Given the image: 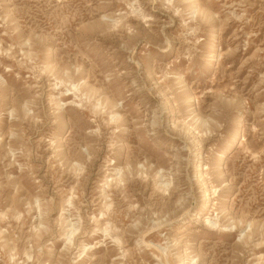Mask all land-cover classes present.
<instances>
[{
	"label": "rangeland",
	"instance_id": "1",
	"mask_svg": "<svg viewBox=\"0 0 264 264\" xmlns=\"http://www.w3.org/2000/svg\"><path fill=\"white\" fill-rule=\"evenodd\" d=\"M0 264H264V0H0Z\"/></svg>",
	"mask_w": 264,
	"mask_h": 264
},
{
	"label": "bare ground",
	"instance_id": "2",
	"mask_svg": "<svg viewBox=\"0 0 264 264\" xmlns=\"http://www.w3.org/2000/svg\"><path fill=\"white\" fill-rule=\"evenodd\" d=\"M232 147V146H231Z\"/></svg>",
	"mask_w": 264,
	"mask_h": 264
}]
</instances>
